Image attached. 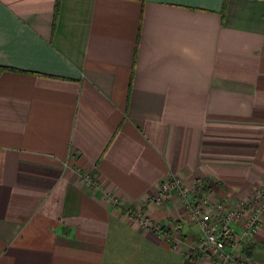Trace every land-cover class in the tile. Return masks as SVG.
Masks as SVG:
<instances>
[{"label": "crops", "instance_id": "crops-1", "mask_svg": "<svg viewBox=\"0 0 264 264\" xmlns=\"http://www.w3.org/2000/svg\"><path fill=\"white\" fill-rule=\"evenodd\" d=\"M171 176L264 185V0H0V264H215Z\"/></svg>", "mask_w": 264, "mask_h": 264}, {"label": "built area", "instance_id": "built-area-1", "mask_svg": "<svg viewBox=\"0 0 264 264\" xmlns=\"http://www.w3.org/2000/svg\"><path fill=\"white\" fill-rule=\"evenodd\" d=\"M200 186L197 185L198 190H201ZM172 194L181 198L189 223L198 228L200 233L198 248L201 252L216 261V264H259L236 254L234 249L236 240L254 237L264 226V185L255 190L247 200L234 204L221 202L208 204L204 196L198 199L191 197L184 189L182 180L171 176L159 184L152 203L162 205ZM128 217L144 227L163 234L162 228L151 222L142 210L130 209ZM236 225L241 229L239 236L235 232Z\"/></svg>", "mask_w": 264, "mask_h": 264}, {"label": "rangeland", "instance_id": "rangeland-1", "mask_svg": "<svg viewBox=\"0 0 264 264\" xmlns=\"http://www.w3.org/2000/svg\"><path fill=\"white\" fill-rule=\"evenodd\" d=\"M182 185H183V182H182ZM184 187V186H183ZM204 197H206V195L204 196ZM199 198H201V197H199ZM206 200H208V198H205ZM264 201V200H263ZM224 202V201H223ZM222 202V203H223ZM188 224L190 225V228H192V230H194V232L195 233H197V234H199V237H200V233H199V231H198V228L196 227V226H193L191 223H189L188 222ZM262 229V228H261ZM260 229V230H261ZM258 234H259V232L255 235L256 237L258 236ZM251 238V237H250ZM253 238V237H252ZM244 239H246V238H244ZM240 242H242V240H240V241H237L236 240V242L235 243H237L236 245H239V243ZM236 254H238V255H243V256H245L244 254H239V252L238 253H236ZM209 257V256H208ZM246 257V256H245ZM210 258V257H209ZM211 259V258H210ZM211 260H213V259H211ZM214 261V260H213ZM215 262V264L217 263L216 261H214Z\"/></svg>", "mask_w": 264, "mask_h": 264}]
</instances>
